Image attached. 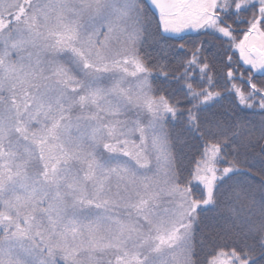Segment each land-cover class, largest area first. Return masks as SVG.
<instances>
[{
	"label": "snow or ice",
	"instance_id": "snow-or-ice-1",
	"mask_svg": "<svg viewBox=\"0 0 264 264\" xmlns=\"http://www.w3.org/2000/svg\"><path fill=\"white\" fill-rule=\"evenodd\" d=\"M0 264H264V0H0Z\"/></svg>",
	"mask_w": 264,
	"mask_h": 264
}]
</instances>
